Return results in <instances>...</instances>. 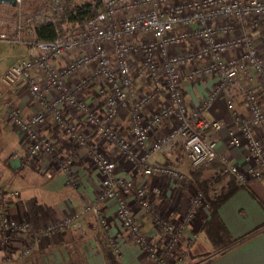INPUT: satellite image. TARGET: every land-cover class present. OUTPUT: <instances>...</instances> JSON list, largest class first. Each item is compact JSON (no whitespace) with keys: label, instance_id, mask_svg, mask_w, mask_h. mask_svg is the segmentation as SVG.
<instances>
[{"label":"built area","instance_id":"2783aa9c","mask_svg":"<svg viewBox=\"0 0 264 264\" xmlns=\"http://www.w3.org/2000/svg\"><path fill=\"white\" fill-rule=\"evenodd\" d=\"M98 2L95 14L52 40L17 38L15 42L34 46L38 55L27 53L0 77L7 90L16 89L39 105L25 117L12 100L4 104L13 128L24 133L28 161L44 159L52 177L61 171L69 182L77 183L71 171L77 156L60 151L44 132L48 125L54 126L73 149L85 151L89 168L99 177L98 195L93 204L70 211L41 231L0 205L1 240L7 245L13 235L29 233L31 241L23 249L29 255L33 239L77 228L90 213L107 231L101 206L113 201L117 219L148 258L156 264H174L182 261L180 241L188 225L198 211L208 210L209 202L197 190L187 211L169 220L133 177L180 181L181 173L173 165L152 162L156 155L168 156L177 144L192 170L216 161L238 185L262 177L264 146L256 130L264 121L259 98V93L264 95V55L257 47V43L264 46V0ZM250 73L256 75V89L245 84L242 88L248 111L243 116L228 92L235 81ZM207 78H214V87L189 108L183 82ZM218 98L225 100L239 125L230 144L249 149L246 169L216 151L213 136L223 125L206 114ZM120 109L125 110L127 127L117 122ZM121 159L132 166L130 178L117 176ZM130 197L137 210L152 217L160 244L141 233Z\"/></svg>","mask_w":264,"mask_h":264},{"label":"crops","instance_id":"0c3cea01","mask_svg":"<svg viewBox=\"0 0 264 264\" xmlns=\"http://www.w3.org/2000/svg\"><path fill=\"white\" fill-rule=\"evenodd\" d=\"M257 47L264 55V46L257 43ZM256 81V75L250 73L229 88L228 93L235 99V106L243 116L248 111L242 88L249 85L256 89ZM214 84V78L192 84L184 81V98L189 108L203 101ZM7 92L9 99L15 102L25 117L39 109L35 100L16 89ZM259 98L264 107V95L259 93ZM126 117L125 110L120 109L117 122L127 127ZM206 117L223 125L219 133L213 136L217 153L226 155L231 163L246 169L248 165L245 158L249 149L230 144L232 136L239 132V125L234 123L225 100L218 98L213 101ZM44 132L57 144L58 137L65 141L54 126L48 125ZM23 134L18 128L12 129V132L7 128L0 129V154L7 144L16 142L19 146L8 158L0 160V187L4 190L0 195L1 206L14 218H27L33 222L35 231H41L49 222L60 220L70 211H80L85 205L94 203L100 181L98 175L89 168L83 149L69 150L77 156L71 170L77 183L72 184L64 172L60 171L52 177L46 160L28 161ZM256 135L262 139L264 146V121L258 126ZM106 147L108 151L111 150L109 146ZM68 149L63 148V152L67 153ZM184 153L177 144L168 156L156 155L152 159L153 164L165 162L177 168L181 173L180 181L172 182L166 177H148L145 180L133 177L136 184L147 188L149 198L158 212L169 220L187 211L197 189L203 190L206 200H219L228 194L215 212L209 202L208 210L198 211L193 217L181 241V248L186 254L184 264H264V173L260 179L252 178L246 186H241L216 161L192 170ZM119 167L117 176L130 178L132 166L121 159ZM12 193L18 194L13 196ZM128 203L138 218L141 233L160 244L161 235L152 217L137 210L132 197L128 198ZM101 207L107 219V231L90 213L77 228L59 231L55 235H39L33 239L29 255L23 253L26 241H31L29 233L13 235L7 245L2 243L0 236V264H156L133 242L129 231L119 222L115 203L108 201ZM244 238L248 240L243 241Z\"/></svg>","mask_w":264,"mask_h":264},{"label":"rangeland","instance_id":"374dc122","mask_svg":"<svg viewBox=\"0 0 264 264\" xmlns=\"http://www.w3.org/2000/svg\"><path fill=\"white\" fill-rule=\"evenodd\" d=\"M46 2L47 0H21L15 7L0 4V77L3 72L6 71L7 68L12 67L17 60L24 59L27 53L31 52L34 58L37 57L38 52L34 46L20 44L15 42V40L19 37L22 42L25 39H31L30 36H28V33H32V30H29L28 22L33 18L37 11L46 5ZM75 3H77V5H86V3L96 6L99 5L98 0H75ZM9 98L10 95L7 92V89L0 81V129L7 128L12 132V129L14 128L6 116L7 108H5L4 105L5 101ZM18 147L19 146L16 142L7 144L3 153L0 154V160L3 161L8 158L9 154L14 153ZM104 149L107 150V147L105 146ZM182 254V261L176 262L177 264H184L186 254L183 250Z\"/></svg>","mask_w":264,"mask_h":264},{"label":"trees","instance_id":"16d2710c","mask_svg":"<svg viewBox=\"0 0 264 264\" xmlns=\"http://www.w3.org/2000/svg\"><path fill=\"white\" fill-rule=\"evenodd\" d=\"M98 6L88 4L77 5L75 0H47L46 5L35 13L32 19L29 20V30L32 33H28V36L33 40H52L58 34H62L68 27H72L75 24L85 21L87 17L92 16L98 10ZM28 30V31H29ZM59 149L63 151V148H69L68 153L71 150V146L67 141H64L58 137ZM63 147V148H62ZM72 153V152H70ZM228 194L222 196L221 199H207L210 203V207L213 212L216 208L226 200ZM247 241L248 238H244L243 241Z\"/></svg>","mask_w":264,"mask_h":264},{"label":"water","instance_id":"95a60500","mask_svg":"<svg viewBox=\"0 0 264 264\" xmlns=\"http://www.w3.org/2000/svg\"><path fill=\"white\" fill-rule=\"evenodd\" d=\"M0 4H6V6H12L15 7L17 5L16 0H0Z\"/></svg>","mask_w":264,"mask_h":264}]
</instances>
